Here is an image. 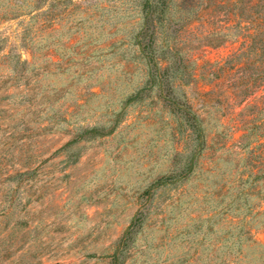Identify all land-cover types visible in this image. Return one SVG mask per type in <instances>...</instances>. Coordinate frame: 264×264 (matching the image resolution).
<instances>
[{
  "label": "rangeland",
  "instance_id": "rangeland-1",
  "mask_svg": "<svg viewBox=\"0 0 264 264\" xmlns=\"http://www.w3.org/2000/svg\"><path fill=\"white\" fill-rule=\"evenodd\" d=\"M142 1L0 0V264H264L243 234L264 244L263 106L242 137L261 92L238 103L210 72L238 27L214 0L147 21ZM143 25L178 111L141 90Z\"/></svg>",
  "mask_w": 264,
  "mask_h": 264
},
{
  "label": "trees",
  "instance_id": "trees-1",
  "mask_svg": "<svg viewBox=\"0 0 264 264\" xmlns=\"http://www.w3.org/2000/svg\"><path fill=\"white\" fill-rule=\"evenodd\" d=\"M225 1L226 0H214L211 8H220V10L225 9L222 10L223 13L227 17V20L232 22L229 28L238 27V35L235 43H238L239 47L225 61L211 64L213 70L210 72L213 77V86L225 84V88L228 90L229 95L238 103L244 102V99L251 95H256L257 92H261L259 100L256 101L261 102L249 106V109L243 113L246 114L247 117L242 120L243 125H245V132L242 137L246 138L253 133L248 125L251 120L250 115L254 114L255 108L260 106L264 107V10L258 8V2L260 0H245L242 7L238 6L237 0H231V2L227 1V3ZM165 6L166 0H143V19L147 21L152 15L154 8H164ZM146 36V27L143 25L136 36L137 53L140 57L145 59L144 63L147 67L152 63L153 69L147 71V81L141 90L143 91L146 88L157 85L159 87L158 91L160 98L164 102L175 107L178 111V103H176L175 98L171 96V88H166V90L162 89L163 83L168 85L169 83L167 81H169V78H173L169 73L170 67L168 64L160 65L159 59L157 60L158 64L154 61V50L151 43H144ZM170 51L172 52V50ZM139 94H134L129 99L133 98V101H135ZM263 107L259 108L258 111H261ZM185 114L189 120H196L195 114L191 112H185ZM262 135L264 137V132ZM198 137L200 142H203V139L201 140V135H198ZM242 145L245 146V144ZM250 153L251 156L247 164L249 174L251 176L253 175V179H264V142H260L257 148H252ZM175 178L169 177L167 180H164L162 184L173 183ZM252 213L257 215L259 212L254 213L252 211L251 214ZM243 234L247 237V242H249V244L264 247V244H260L251 237L250 229L244 230ZM243 255L242 252H239L235 255L233 260H223L219 264H236V260L241 261Z\"/></svg>",
  "mask_w": 264,
  "mask_h": 264
}]
</instances>
